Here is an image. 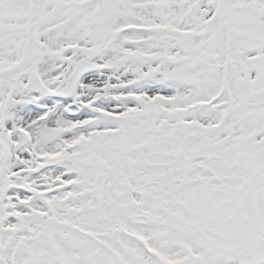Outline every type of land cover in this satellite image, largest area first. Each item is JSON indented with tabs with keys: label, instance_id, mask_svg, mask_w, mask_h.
<instances>
[{
	"label": "snow or ice",
	"instance_id": "obj_1",
	"mask_svg": "<svg viewBox=\"0 0 264 264\" xmlns=\"http://www.w3.org/2000/svg\"><path fill=\"white\" fill-rule=\"evenodd\" d=\"M0 264H264V0H0Z\"/></svg>",
	"mask_w": 264,
	"mask_h": 264
}]
</instances>
